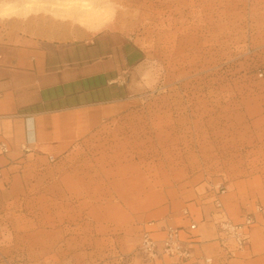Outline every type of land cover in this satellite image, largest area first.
Here are the masks:
<instances>
[{"label": "rangeland", "instance_id": "obj_1", "mask_svg": "<svg viewBox=\"0 0 264 264\" xmlns=\"http://www.w3.org/2000/svg\"><path fill=\"white\" fill-rule=\"evenodd\" d=\"M16 31L144 59L119 107L8 177L0 264H146L150 223L216 199L256 214L244 249L264 255V0H0V37Z\"/></svg>", "mask_w": 264, "mask_h": 264}, {"label": "crops", "instance_id": "obj_2", "mask_svg": "<svg viewBox=\"0 0 264 264\" xmlns=\"http://www.w3.org/2000/svg\"><path fill=\"white\" fill-rule=\"evenodd\" d=\"M105 39L86 41L74 56L71 45L20 31L0 37V204L7 198L8 177L17 174L24 156L72 143L129 96L125 80L130 69L143 61L144 51L129 40L120 49L110 45V51ZM3 144L8 151L2 150ZM188 209L189 215L177 211L157 220L154 234L161 236L166 225L195 223L191 247L196 256L213 257L214 264H264V255H253L252 247L234 256L222 251L215 240L212 207L201 206L194 213ZM160 214L169 213L164 208ZM189 263L164 257L146 264Z\"/></svg>", "mask_w": 264, "mask_h": 264}, {"label": "built area", "instance_id": "obj_3", "mask_svg": "<svg viewBox=\"0 0 264 264\" xmlns=\"http://www.w3.org/2000/svg\"><path fill=\"white\" fill-rule=\"evenodd\" d=\"M2 150L8 151V145L3 144ZM1 177V173H0ZM216 241L221 249L228 256H234L237 251L243 249L251 238L250 229L254 223L256 214L248 215L243 222L236 223L231 220L221 201L216 199ZM184 213L189 215L188 209ZM153 223L150 226L153 227ZM149 227L142 233L140 250L147 262H154L164 257H175L189 264H214V258L210 256H196L191 247L194 236L192 231L196 228V224L192 223L189 226L166 225L161 231L164 233L161 236H156V229Z\"/></svg>", "mask_w": 264, "mask_h": 264}, {"label": "bare ground", "instance_id": "obj_4", "mask_svg": "<svg viewBox=\"0 0 264 264\" xmlns=\"http://www.w3.org/2000/svg\"><path fill=\"white\" fill-rule=\"evenodd\" d=\"M175 205H176V206L179 205V202H176Z\"/></svg>", "mask_w": 264, "mask_h": 264}]
</instances>
